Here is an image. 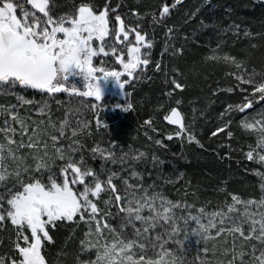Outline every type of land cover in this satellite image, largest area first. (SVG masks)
Here are the masks:
<instances>
[{"label":"snow or ice","instance_id":"6c2138e0","mask_svg":"<svg viewBox=\"0 0 264 264\" xmlns=\"http://www.w3.org/2000/svg\"><path fill=\"white\" fill-rule=\"evenodd\" d=\"M182 3L165 0L157 10L143 15L130 6L128 16L133 19L129 21L118 11L121 5L112 8L106 3L100 10L94 0H80L78 6L73 0V9L62 14L55 0H0V98L7 101L0 103V231H7L10 222L14 236L0 264H49L44 252L45 241L52 242L49 226L55 228L65 221L87 226L81 252L94 253L87 260L77 256L76 264H264V173L257 172L261 176L258 199L229 193L230 202L225 199L215 211L196 209L168 199L156 190L155 181L145 186L137 165L148 160L146 152L130 148L117 154L115 143L86 149L82 138L92 136L90 122L78 119L73 125L72 118L83 115L86 108L95 111L96 104L70 105L62 120L53 119L49 99L56 94L100 101L102 81L112 77L124 90L129 81L146 76L153 63L155 72L164 71L165 85L173 86L165 96L171 99L175 90H183L186 85L178 82L182 73L173 69L175 75L169 80L162 61L152 60L155 27L166 28L174 40L175 30L166 21ZM199 12L197 8L187 13L188 22H194ZM200 23L210 27L203 20ZM230 28L239 35L238 24ZM226 31L221 29L220 35ZM244 37L251 38V33L245 30ZM224 43L219 40L205 59L235 69L227 73L235 84L217 91L236 93L243 99L220 113L223 126L211 135L227 131L233 137L231 113H251L240 121L242 129L256 136L245 155L264 165V68H248L243 59L221 55ZM169 50L182 54L183 47L175 48L166 40L164 51ZM110 57H115L119 70L103 66ZM97 60L100 67L94 66ZM70 77L83 81L86 90L81 91L80 83H72ZM28 90L48 99H28L22 94ZM181 103L176 99V106L164 116L168 124L177 126L166 139L186 136L189 142L199 143L180 111ZM132 108L128 103L122 110ZM144 123L151 127L153 121ZM96 125L99 128L98 116ZM155 144L163 146V141L155 140ZM85 151L92 160L99 158V168L89 164ZM152 162L154 167L158 163L155 155ZM101 201L104 208L115 211H104Z\"/></svg>","mask_w":264,"mask_h":264},{"label":"trees","instance_id":"16d2710c","mask_svg":"<svg viewBox=\"0 0 264 264\" xmlns=\"http://www.w3.org/2000/svg\"><path fill=\"white\" fill-rule=\"evenodd\" d=\"M79 2L80 0H75L77 6ZM163 2L165 0H94L100 10H103L106 3H110L112 8L121 5L118 11L127 16L129 21L133 19L128 16L130 6L143 15L157 10ZM167 2L174 3L175 0ZM55 4L58 14L73 9V0H55ZM25 7L30 9L31 6L25 4ZM197 8L200 9L199 15L194 22H188L186 14ZM148 19L150 15L145 17V20ZM201 20L210 27L204 28ZM166 23L174 28L175 31L171 35L175 39H169L166 28L155 27L152 60L162 61L169 80L175 75L173 69L182 73L178 82L186 85L183 90H175L171 99L165 96L164 93L173 86L165 85L164 71L155 72L153 63L141 81H129L124 90L117 89L116 84L106 86L100 101L70 96L67 93L56 94L55 99H49L53 119L62 120L65 109L70 105L96 104L95 111L86 108L83 109V115H75L72 118L73 125L78 119L90 122L93 134L91 137L82 138L86 149H91L97 143L102 148L111 147L112 143H115L117 154H120L121 150L128 152L130 148L146 152L148 160L137 165V171L144 174L145 186L155 181L156 190H162L173 202H186L195 208L204 207L206 211L211 212L217 210L225 199L230 202L229 193L237 194L243 199H258L261 194V176L257 175V172L264 173V165L247 160L245 153L249 150L248 145L255 144L256 136L240 127L243 116L251 113H231L232 124L229 130L233 132V137L229 138L227 131L218 133L215 137L211 135L217 127L223 126L224 121L221 120L220 113L229 104L242 102L243 98L236 93L217 91L235 84L234 78L227 75L235 69L223 63L206 60L205 57L212 54L211 49L222 39L225 43L221 55L229 53L243 59L248 68L255 67L258 71L264 68V4L256 0H183V3L173 10ZM235 24L240 26L238 36L234 34L235 30L230 28ZM145 27H148L146 23ZM221 29H227L222 36ZM245 30L251 33V38L244 37ZM152 31L153 29L149 28V32ZM132 39L134 42V35ZM166 40L175 48L183 47L182 54L173 55L171 50L165 52ZM110 43H114V37ZM252 44L256 47H251ZM108 61L112 67L119 70L115 57H110ZM94 66L100 67L101 63L94 61ZM69 79L77 85L80 83L81 91L86 90L83 87L84 82L78 77ZM22 94L36 101L48 99L32 90ZM10 99L15 102L14 98ZM176 99L182 102L180 111L186 118L190 117V130L199 143L189 142L186 136L183 140L176 137L172 140L166 139L169 134H174L177 128L167 124L163 114L168 108L176 106ZM56 100L61 101V104L57 105ZM5 102V98H0V103ZM128 103H131L133 108L122 110ZM117 105H121V108L116 107ZM193 109H196L195 113ZM30 111L34 115V109ZM97 116L100 120L99 128L96 125ZM149 119L153 121L151 127L144 123ZM155 140H162L163 146L155 144ZM153 155L158 161L155 167L152 162ZM85 156L90 165L99 168V158L92 160L88 151H85ZM160 161L163 163H159ZM60 163L57 160V165ZM55 170L58 171V167ZM169 179L172 183H165V180ZM64 223L65 225L59 223L55 228L49 226L52 242L45 241L44 252L46 256L61 257V264H71L79 252L76 249L77 236L69 234L74 227L73 222ZM11 234L10 224L7 231H0V258L9 254L12 247L10 237H14Z\"/></svg>","mask_w":264,"mask_h":264},{"label":"rangeland","instance_id":"374dc122","mask_svg":"<svg viewBox=\"0 0 264 264\" xmlns=\"http://www.w3.org/2000/svg\"><path fill=\"white\" fill-rule=\"evenodd\" d=\"M133 35H134V34H133ZM110 63H111V62L108 61V63L105 65V67H109V68H111L112 66H111ZM97 67H99V66H97ZM149 76H150V75H149ZM149 76H148V77H149ZM125 78H127V77H126V76L123 77V79H125ZM142 79H143V77H142ZM139 81H141V80H139ZM114 84H116L117 89L122 90V89L120 88V86L116 83L115 79L112 78V77H109L106 81H102V82H101L102 93L105 92V88H106V86H112V85H114ZM170 109H171V107L168 108V109L164 112L163 116L167 115L168 112L170 111ZM186 123L189 124V125L191 126V123H190V117H189V116L186 118ZM173 127H174V126H173ZM176 128H177V127H176ZM103 199H107V196H104ZM99 207H101L104 211H115L114 208H113V209H106V208H104V205H103L102 201L99 203ZM196 209H198V208H196ZM178 214H180V213L178 212ZM9 224H10V222H9ZM60 224H62V225L64 224V225H65L64 222H63V223H60ZM113 224H114V226H115V222H113ZM72 226H74V227L71 228V230L69 231V234H70V235H71V234H74L75 236H77V239H76V245H77V248H76V249L79 250L77 256H79L80 259H82V260H87V259H89L90 257H91V258H94V253H91V254H84V253L81 252V243H80V242H81V240L84 238V233L87 231V226L84 225L83 223H79V224H77V223H72ZM129 231H131V230L129 229ZM12 239H14V237H13ZM58 248H59V247H58ZM192 248H193V253H192V255H195V240H194V239L192 240ZM59 253H61V249H60V252H59ZM77 256H76V258H77ZM76 258L74 259V261L71 262V264H76ZM46 259L49 261V264H61V263H60V262H61V261H60L61 257H59L58 255L51 256V257H50V256H46Z\"/></svg>","mask_w":264,"mask_h":264},{"label":"water","instance_id":"95a60500","mask_svg":"<svg viewBox=\"0 0 264 264\" xmlns=\"http://www.w3.org/2000/svg\"><path fill=\"white\" fill-rule=\"evenodd\" d=\"M257 2H259V3H263L264 4V0H256ZM170 113V111L168 112V114ZM167 124H168V122L167 121H165ZM170 125V124H169ZM171 126H175V125H171ZM175 127H177V126H175Z\"/></svg>","mask_w":264,"mask_h":264}]
</instances>
